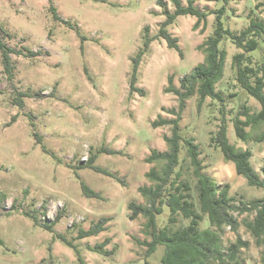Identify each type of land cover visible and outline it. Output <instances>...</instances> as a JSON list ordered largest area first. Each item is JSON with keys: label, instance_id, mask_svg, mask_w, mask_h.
I'll return each instance as SVG.
<instances>
[{"label": "rangeland", "instance_id": "1", "mask_svg": "<svg viewBox=\"0 0 264 264\" xmlns=\"http://www.w3.org/2000/svg\"><path fill=\"white\" fill-rule=\"evenodd\" d=\"M263 0H230L221 21L233 33L244 30L250 12L264 20V14L254 11ZM186 5V0H182ZM0 0V35L15 52L11 54L13 80L3 73L0 59V264H79L74 251L55 238L63 235L77 246L85 264H160L163 247L144 256L148 241L144 234L145 219L128 218L127 204L146 207L138 188L152 187L145 174L160 163L147 164L152 150L164 153V140L171 126H153L161 119H173L170 110L178 107V98L165 93L168 77L179 89L180 80L204 62L198 46L213 33L215 16L210 15L205 27L194 29L196 19L180 16L167 29L178 39L180 57L167 48L164 40L155 39L142 57L136 87L144 96L130 93L131 58L142 48L144 28L156 38L164 11L172 12L170 0ZM201 10H219L223 0H195ZM56 15L68 21L85 38L80 49V36L53 20ZM227 52L223 77L216 85L222 93L227 111V138L239 150H249L251 165L261 178L264 168V124L248 128L249 140L243 143L235 137L232 119L245 105L256 113L260 105L241 90L231 69L232 57L240 52L228 40L219 43ZM39 56L26 57V52ZM257 59V55H254ZM23 98L19 109L12 104L18 94ZM235 94V97H230ZM196 87L185 101L179 125L183 137H192L201 152L203 172L219 188L229 186L233 204L264 199V188L247 185L238 176L234 165L223 159L219 149L210 145L211 133L219 126V105L206 99L197 107ZM15 116V121L12 117ZM37 136L45 148L55 155L43 153ZM101 147L122 151L125 156H98L95 165L120 178V182L89 169L76 170ZM74 171L103 200L86 199L79 188ZM50 225L48 232L33 224ZM101 217L109 218L106 231L95 237L76 240L79 229L87 230ZM168 217L167 208L158 217L161 226ZM236 232L225 228L221 233L222 249L237 239L246 244L238 251L240 264H264V253L244 222L253 214L237 215ZM186 223V222H184ZM204 220L202 228H206ZM109 240L104 248L108 256L91 251ZM211 264H219L213 262Z\"/></svg>", "mask_w": 264, "mask_h": 264}, {"label": "trees", "instance_id": "2", "mask_svg": "<svg viewBox=\"0 0 264 264\" xmlns=\"http://www.w3.org/2000/svg\"><path fill=\"white\" fill-rule=\"evenodd\" d=\"M163 0H157V5L162 7ZM174 9L172 12L164 11V21L160 23L156 38L149 37L148 27L144 28L142 48L131 58V72L129 76L130 93H139L144 96L145 91L137 88L138 71L142 57L149 51L151 43L155 39L164 40L167 48L174 50L180 57L182 51L178 45V39L168 31V27L173 25L180 16H191L196 19L194 29L203 24L210 15L215 16L214 29L212 35L208 36L198 49L203 51L205 58L202 64L195 66L190 74L185 75L180 80L179 89L172 85L173 77H168V86L164 88L165 93H173L178 98V107L170 110L173 119H161L153 122V126H171L169 137L164 140L168 150L164 153L152 150L150 155L144 160L145 163H160L159 171L154 169L145 174V177L153 182L152 187H140L138 191L145 198L147 205L143 207L133 202L127 204L130 211V220L142 216L145 219L144 234L148 241L139 244L145 247L144 256L152 255L157 247H163V254L160 264H240L237 257L240 248L246 247L238 238L235 244L230 245L226 250L222 249L221 233L225 228L236 232L239 222L234 217L237 215L253 214L251 220L245 221L244 226L252 235L256 244L262 247L264 253V199H254L248 203L240 202L233 204V199L229 196V186L226 184L219 188L212 179L203 172L201 162V152L192 137H183L179 121L185 109V101L189 99L196 87L198 95L197 107L200 109L206 99L217 102L219 105V126L217 131L211 133L209 142L212 147L219 149L223 159L234 165L238 176L243 177L250 187L264 188V177L261 178L251 165L252 154L249 150H239L229 143L227 138V111L222 93L216 90V85L223 77L227 52L219 48L222 40H228L240 52L235 53L231 61V69L235 73V80L238 87L243 90L248 97L253 98L260 105L256 113H251L250 109L242 105L232 119L235 137L243 143L249 140L248 128H255L264 124V20L254 18L255 12H250L248 26L239 33H233L229 28L225 29L221 21L226 13V5L230 0H223V6L219 10L198 9L195 0H186V5L182 0H170ZM254 11L264 14V0L257 3ZM53 20L66 26L80 36L79 30L68 21L56 15V10L50 7ZM81 45L85 38L80 36ZM11 54H21L13 51L3 41L0 35V59L3 73L9 81L13 80V65ZM257 55V59L254 57ZM26 57L39 56L38 52L28 51ZM31 97L29 94L20 93L12 100L13 106L21 109L24 106L23 98ZM230 97H235V94ZM15 121V116L12 117ZM37 144L41 146L43 153L55 158L42 144L41 139L34 133ZM264 140V132L260 137ZM125 156L122 151H115L107 147H101L92 153L86 163L79 164L76 170L89 169L97 174L104 175L120 182V178L107 170L95 165L99 155ZM264 174V168L261 170ZM75 178L79 183L82 195L86 199L103 200L99 192L92 190L74 171ZM168 210V217L160 226L158 217L163 214L164 209ZM29 217L33 224L52 233V224L38 225L37 220ZM204 220L207 227L202 228ZM109 218L101 217L97 222L90 225L87 230L79 229L76 240L88 237H95L106 231V224ZM186 222V223H184ZM55 238L68 248L72 249L79 264H85L77 246L73 245L63 235L56 234ZM1 243V241H0ZM109 244V240L96 245L91 251L108 256L111 252L104 248ZM264 259V257H263ZM147 264V262L145 263Z\"/></svg>", "mask_w": 264, "mask_h": 264}]
</instances>
